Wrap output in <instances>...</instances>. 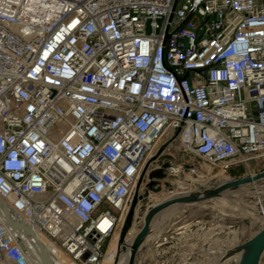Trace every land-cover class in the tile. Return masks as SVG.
<instances>
[{
    "label": "built area",
    "instance_id": "1",
    "mask_svg": "<svg viewBox=\"0 0 264 264\" xmlns=\"http://www.w3.org/2000/svg\"><path fill=\"white\" fill-rule=\"evenodd\" d=\"M164 140L171 176L264 157V0H0V264L112 259Z\"/></svg>",
    "mask_w": 264,
    "mask_h": 264
},
{
    "label": "rangeland",
    "instance_id": "2",
    "mask_svg": "<svg viewBox=\"0 0 264 264\" xmlns=\"http://www.w3.org/2000/svg\"><path fill=\"white\" fill-rule=\"evenodd\" d=\"M169 148L170 142L164 140L158 151L149 159L146 167L154 165L155 168H163L169 162H177L187 157L179 147L174 146L171 150ZM195 162L202 166L201 174L194 175L186 172L185 175H167L165 179L160 180L162 190L154 192L151 199L145 203L140 202L136 206L134 220L128 232L123 236L122 230L116 232L108 240L106 248H110L112 240L118 235L121 238L120 242H123L129 241L132 236L139 233L148 210L147 203H151V200L162 201L175 192L214 185V180L217 178L235 179L264 171V157L254 159L247 165L234 166L227 176L219 168L210 169L209 165L199 158H195ZM207 170L210 172L207 173ZM149 174L150 172L147 171L145 182L150 179ZM256 184L264 186V178L247 185L250 191L240 200L253 211L252 215L238 213L235 210V201L230 200L228 196L216 195L209 199L192 201L193 203L186 205L183 211L176 215L169 217L166 213L160 216L159 230H154L148 239L145 238L136 254L135 264H221L223 250H228L234 244L242 247L261 227L260 215L262 204H264V191L257 193ZM171 185H174V189L169 188ZM240 186L228 189L236 190ZM204 229L208 231L211 240V246L207 250L199 243L202 236L200 232ZM179 230H183L181 234H177ZM157 233H159L158 236H156ZM189 243L192 245L189 246ZM229 261V264H236L233 258Z\"/></svg>",
    "mask_w": 264,
    "mask_h": 264
},
{
    "label": "bare ground",
    "instance_id": "3",
    "mask_svg": "<svg viewBox=\"0 0 264 264\" xmlns=\"http://www.w3.org/2000/svg\"><path fill=\"white\" fill-rule=\"evenodd\" d=\"M232 179H226V180H221L217 178L214 180L215 184L214 185H207V186H198L194 190H188V191H179L171 194L170 196L172 198H180L188 195H198V196H206L207 193L216 187H219ZM194 181V180H193ZM250 183H245L240 186V188L236 190H230V189H225L222 192H220L218 195L220 196H228V198L232 201H235V210H237L238 213L240 214H245V215H252L254 214L253 211H251L248 206L240 201L242 197L250 191L247 188V185ZM257 193L263 192L264 191V186L263 185H255ZM170 189H174V185H171L169 187ZM165 193V192H164ZM169 196V197H170ZM168 197V198H169ZM170 197V198H171ZM221 198V197H220ZM191 202H188L185 199L181 200H176L169 205L163 207L162 209L158 210L155 212L150 220V230L148 234L146 235L145 238H149L150 235H152V232L154 230L158 231L160 227V221L158 218L160 216L165 215L166 211L168 212V209L170 207L174 208L178 206V209L174 210L170 215H176L177 213L183 211L186 205L190 204ZM193 203V202H192ZM263 208L264 204H262L261 208V216L260 219L264 221V216H263ZM169 215V217H170ZM153 229H152V228ZM261 228V227H260ZM259 228V229H260ZM132 232V230L129 232V234ZM136 234L135 236H132L129 241H123L120 242V235H118V242L117 244L115 243L113 248L111 249L113 258L111 260H107L108 264H126L129 263L131 254L133 252V243L135 242L137 238ZM159 233L156 234L158 236ZM27 244L31 247V254L38 260L42 261L43 264H72V262L67 258V256L57 247L55 246L44 234L42 233H37L34 235V239L37 242L39 248H41V253L38 251V246H36L31 239V236L26 234L25 235ZM146 240V239H145ZM33 250V251H32ZM110 251V252H111ZM247 251V247L245 245H242V247L237 246V244H234L231 246L228 250H223L222 256H221V264H229V259L233 258L236 261V264H238L240 258L244 255V253ZM232 260V259H231ZM106 264V263H105Z\"/></svg>",
    "mask_w": 264,
    "mask_h": 264
},
{
    "label": "water",
    "instance_id": "4",
    "mask_svg": "<svg viewBox=\"0 0 264 264\" xmlns=\"http://www.w3.org/2000/svg\"><path fill=\"white\" fill-rule=\"evenodd\" d=\"M147 169L145 168L143 170V173L140 178V182L144 175L146 174ZM150 177V182H149V187L155 190H160V186L155 188V185H160V180L165 179L167 177L166 172L164 171L163 168H156L149 174ZM264 178V171L259 172L255 175L251 176H244L240 178H233L231 181L211 189L206 196H198V195H188L180 198H168L166 200H163L154 206L150 207L147 210V213L145 215L144 219V224L139 231L137 238L135 242L133 243V252L130 257L129 264H135V259H136V254L141 246V244L144 242L146 235L148 234L150 230V220L152 215L157 212L158 210L162 209L163 207L169 205L170 203L176 201V200H181L185 199L188 202L192 201H199V200H204V199H209L210 197L218 195L220 192H222L225 189L231 188V187H236L245 183H251L255 182L257 180L263 179ZM138 204V193L135 194L133 203L131 206V209L129 211V214L126 218L125 224L122 228V236L128 232L130 229L133 220H134V214L136 210V206ZM243 245L247 247V251L244 253V255L240 258L238 264H259L260 259L262 254L264 253V224L261 226V228L252 236L248 239L247 242H245Z\"/></svg>",
    "mask_w": 264,
    "mask_h": 264
},
{
    "label": "crops",
    "instance_id": "5",
    "mask_svg": "<svg viewBox=\"0 0 264 264\" xmlns=\"http://www.w3.org/2000/svg\"><path fill=\"white\" fill-rule=\"evenodd\" d=\"M189 205H190V204H189ZM176 209H178V206H177V207H174V208L170 207V208L168 209V212L166 211V213H167L168 215H170V214H171L174 210H176ZM166 213H165V214H166ZM260 216H261V215H260ZM182 231H183V230H182ZM182 231L179 230L177 234H181ZM200 234H202V236H201V238H200L199 243H200L201 246H203V247L205 248V250H207V249L211 246V240H210V237L208 236V231H207L206 229H204L203 231L200 232ZM117 242H118V236H117L114 240H112L111 245H110V248H109V252H110L111 249L113 248L114 244H115V243L117 244ZM190 245H192V243H189V246H190ZM111 247H112V248H111ZM111 253H112V251H111Z\"/></svg>",
    "mask_w": 264,
    "mask_h": 264
}]
</instances>
